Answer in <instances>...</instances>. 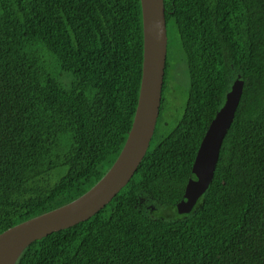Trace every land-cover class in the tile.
<instances>
[{
  "label": "trees",
  "instance_id": "16d2710c",
  "mask_svg": "<svg viewBox=\"0 0 264 264\" xmlns=\"http://www.w3.org/2000/svg\"><path fill=\"white\" fill-rule=\"evenodd\" d=\"M167 57L155 131L129 182L15 264H264V0H163ZM187 68L170 108L167 58ZM140 0H0V234L91 189L120 154L140 88ZM241 96L207 189L179 214L202 138Z\"/></svg>",
  "mask_w": 264,
  "mask_h": 264
},
{
  "label": "water",
  "instance_id": "95a60500",
  "mask_svg": "<svg viewBox=\"0 0 264 264\" xmlns=\"http://www.w3.org/2000/svg\"><path fill=\"white\" fill-rule=\"evenodd\" d=\"M143 55L137 106L124 146L106 174L85 194L52 211L29 219L0 234V264H15L32 242L79 223L107 205L129 182L153 137L162 96L167 57V29L163 0H140ZM232 86L223 106L210 122L196 153L177 212L188 213L210 184L223 139L241 96Z\"/></svg>",
  "mask_w": 264,
  "mask_h": 264
},
{
  "label": "rangeland",
  "instance_id": "374dc122",
  "mask_svg": "<svg viewBox=\"0 0 264 264\" xmlns=\"http://www.w3.org/2000/svg\"><path fill=\"white\" fill-rule=\"evenodd\" d=\"M172 45V55L167 58L168 89L165 91L170 112L168 115H164L162 119L164 122L163 130L169 129L181 118L186 102L187 68L183 53L179 49V40L173 38Z\"/></svg>",
  "mask_w": 264,
  "mask_h": 264
}]
</instances>
